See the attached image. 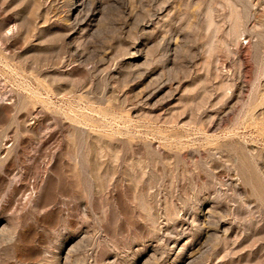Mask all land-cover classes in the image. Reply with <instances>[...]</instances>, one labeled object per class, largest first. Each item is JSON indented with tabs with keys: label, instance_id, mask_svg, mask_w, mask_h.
Returning <instances> with one entry per match:
<instances>
[{
	"label": "rangeland",
	"instance_id": "obj_1",
	"mask_svg": "<svg viewBox=\"0 0 264 264\" xmlns=\"http://www.w3.org/2000/svg\"><path fill=\"white\" fill-rule=\"evenodd\" d=\"M0 264H264V0H0Z\"/></svg>",
	"mask_w": 264,
	"mask_h": 264
}]
</instances>
